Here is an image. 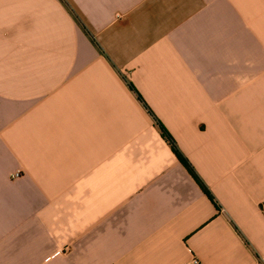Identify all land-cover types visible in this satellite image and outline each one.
Wrapping results in <instances>:
<instances>
[{
  "label": "crops",
  "instance_id": "obj_1",
  "mask_svg": "<svg viewBox=\"0 0 264 264\" xmlns=\"http://www.w3.org/2000/svg\"><path fill=\"white\" fill-rule=\"evenodd\" d=\"M194 257L264 264V0H0V264Z\"/></svg>",
  "mask_w": 264,
  "mask_h": 264
},
{
  "label": "trees",
  "instance_id": "obj_2",
  "mask_svg": "<svg viewBox=\"0 0 264 264\" xmlns=\"http://www.w3.org/2000/svg\"><path fill=\"white\" fill-rule=\"evenodd\" d=\"M128 86H129L130 90H132L136 94L138 100L141 102L142 99L137 94V92H136L135 88L132 86V84L129 83ZM156 124H157L159 130L161 131L163 138L168 142V144L170 145L172 151L174 152V154L176 155V157L178 158L180 163H182V165L186 168V170L189 172V174L197 181V183L200 185L203 192L210 198V200L214 201V198L212 197L211 193L209 192L207 187L203 184V182L200 180V178L197 176L196 172L192 168L189 161L178 150L176 143H175L174 139L172 138V136L169 134V132L165 129V127L160 122L156 121Z\"/></svg>",
  "mask_w": 264,
  "mask_h": 264
},
{
  "label": "built area",
  "instance_id": "obj_3",
  "mask_svg": "<svg viewBox=\"0 0 264 264\" xmlns=\"http://www.w3.org/2000/svg\"><path fill=\"white\" fill-rule=\"evenodd\" d=\"M16 176H19V174H17ZM181 264H202V262L198 258L194 257L191 262Z\"/></svg>",
  "mask_w": 264,
  "mask_h": 264
}]
</instances>
